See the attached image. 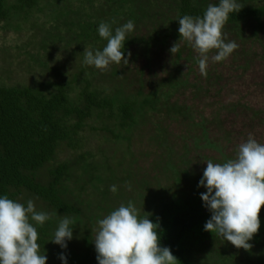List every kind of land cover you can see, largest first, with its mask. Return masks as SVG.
Wrapping results in <instances>:
<instances>
[{
    "label": "rangeland",
    "instance_id": "374dc122",
    "mask_svg": "<svg viewBox=\"0 0 264 264\" xmlns=\"http://www.w3.org/2000/svg\"><path fill=\"white\" fill-rule=\"evenodd\" d=\"M82 1L42 0L41 11H33L19 28L14 23L8 28L0 27L2 83L36 86L71 80L77 75L79 80L89 79L92 87L105 96L120 100L139 98L138 93H166L173 84L176 88L168 100L161 98L154 109L140 114L128 133L113 122L105 123L110 130L121 132L122 139L114 138L110 132L92 130L102 128L103 123L90 119L79 136L82 145L72 150L61 144L54 161L38 172L39 181L46 184L49 169L68 164L69 174L62 179L63 198L75 209L71 214H58L34 196L23 199L24 203L32 200L37 211L55 214L44 222L46 232L38 235L37 241L47 264H61V255L66 261L80 255L85 241L95 251L97 221L120 204L127 206L132 201L141 217L143 212L152 215V204L156 208L161 198L171 201L199 188L208 160L224 163L235 158L238 145L246 142L250 133L264 144V19L257 23L250 18L238 25L224 26L225 42L235 41L238 48L221 62L209 61L205 77L199 70L198 53L187 42L181 43L176 54L170 52L177 40L166 35L174 14L167 0H154L143 22L133 21L127 13L139 15V4L147 0L127 1L123 8L127 13L121 11L119 16L112 10L117 4L108 0ZM238 2L254 6L264 0ZM210 4L218 5L219 0H204L206 7ZM62 9L63 16L51 18L52 11L61 13ZM84 20L108 23L113 34L129 20L134 22V30L126 40L138 42L125 47L127 65L112 63L107 70H99L84 63L85 47L102 51L107 43L104 39H80L76 24ZM153 32V44H146ZM145 105L147 109L149 105ZM126 182L131 184L130 191ZM112 185H116V193L110 191ZM65 215L74 221L70 225L73 238L66 241L67 248H61L52 241ZM196 243L189 235L186 244L191 252ZM259 258L257 246L246 251L220 238L200 244L188 261L257 264Z\"/></svg>",
    "mask_w": 264,
    "mask_h": 264
},
{
    "label": "trees",
    "instance_id": "16d2710c",
    "mask_svg": "<svg viewBox=\"0 0 264 264\" xmlns=\"http://www.w3.org/2000/svg\"><path fill=\"white\" fill-rule=\"evenodd\" d=\"M40 1L42 0H0V27L8 28L14 23L18 26L15 28H19L33 11H41ZM54 1L64 0H51L52 3ZM87 1L89 0L82 2L88 3ZM108 1L110 4H117V7H112L115 16H119L121 11L127 13L123 10L127 1L135 2V0ZM147 1L139 4L141 6L139 15L133 11L127 13L132 16L133 21L143 22L149 17L148 9L155 1ZM167 1L174 14L166 35L179 41L178 19L184 15L202 17L207 7L204 0ZM241 5L239 12L229 14L224 26L238 25L250 18L257 23L264 19V2L254 6ZM63 10L59 12L60 14L52 11L51 18L56 20L59 15L63 16ZM76 25L79 27L80 39L86 41L103 39L98 34V22L84 20ZM154 34L156 33L153 32L145 41L146 44H153ZM134 42H138V39L129 42L126 40L123 52L128 44ZM175 88L176 85L173 84L166 93L154 92L145 96L138 93L137 97L142 99L139 101V98L120 100L115 96H105L103 91L92 87L89 79L79 80L77 75L71 80L45 82L36 86H8L0 80V197L7 196L26 207L27 202L24 203L23 199L27 200L28 195H31L58 214L74 213V207L63 198L62 179L69 174V165L63 163L49 169V180L46 184L39 181L38 172L54 161L61 144L72 150L82 145L79 136L90 119L103 123L102 128L92 130L110 132L114 138L122 139L121 132L110 130L105 123L113 122L120 131L128 133L136 125L140 114L154 109L155 103L161 98L168 100ZM145 104L149 105L147 109L143 107ZM205 192L206 188H194L190 194H181V197L171 201L161 198L159 203L157 201L156 208L155 204L151 203L155 211L149 219L160 224L158 230L160 245L170 248L179 264H192L188 257L193 256L200 244L221 238L204 230L205 223L211 218L210 211L201 200V194ZM259 220V231L249 243L260 249L261 259H258L257 264H264V208L261 209ZM34 227L38 235L46 232L44 226ZM189 235L197 240L195 244L197 247H193V252L186 244ZM73 256L67 260V264H98L93 246L87 241L84 252ZM61 264H64V261H61Z\"/></svg>",
    "mask_w": 264,
    "mask_h": 264
},
{
    "label": "clouds",
    "instance_id": "9594fccd",
    "mask_svg": "<svg viewBox=\"0 0 264 264\" xmlns=\"http://www.w3.org/2000/svg\"><path fill=\"white\" fill-rule=\"evenodd\" d=\"M241 8L238 0H219L218 5L210 4L202 17L182 16L178 19L180 39L170 48L171 54L187 42L198 53L199 70L206 77L209 61L221 62L238 48L235 41L225 42L223 28L229 14ZM133 30L131 20L117 27L114 34L108 23L101 22L98 34L107 41L106 46L95 52L85 47L84 63L99 70H107L112 63L127 65L124 43ZM206 164L199 186L206 188L201 200L211 218L204 230L248 251L252 248L249 241L259 231V214L264 208V144L250 133L247 141L238 145L235 158L224 163L208 160ZM125 186L131 190L130 182ZM110 191L116 193V185L110 186ZM143 213L141 217L129 201L97 221L94 245L98 264H179L170 248L160 245L159 222L149 219L151 213ZM52 215L37 211L32 200L25 207L7 196L0 197V264H47L32 222L42 226ZM73 223L67 215L61 217L52 243L67 248L66 241L73 238ZM59 258L67 264L63 255Z\"/></svg>",
    "mask_w": 264,
    "mask_h": 264
}]
</instances>
